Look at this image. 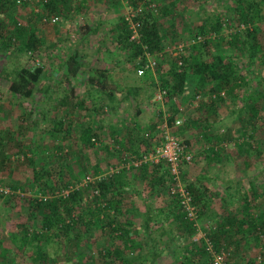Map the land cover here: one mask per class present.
<instances>
[{
    "label": "rangeland",
    "instance_id": "rangeland-1",
    "mask_svg": "<svg viewBox=\"0 0 264 264\" xmlns=\"http://www.w3.org/2000/svg\"><path fill=\"white\" fill-rule=\"evenodd\" d=\"M126 3L120 0L113 8L110 0H72V10L60 14L58 23L41 24L38 34L43 47L19 54L17 59L0 50V60L6 59L9 68L18 63L31 69L42 66L45 76L51 77L47 81L51 84L47 96L36 93L28 99L12 95L0 82V264H30L35 244L21 242V236L25 227L28 233L39 231L42 220L41 215L30 208L31 198L57 196L60 191L65 195L69 189L85 186L86 176L95 182L99 177L113 175L120 176L123 190L121 206L117 212L110 210L111 214L115 215L116 222L131 223L139 229L140 246L125 250L128 258H133L131 264H210L212 254L208 246L213 253L223 251L227 264H257L259 259L264 264V234L260 229H257L258 237L247 230L239 239L229 234L221 239L217 248L209 239L213 230L227 224V218H242L246 214V204L254 219L264 214V118L242 134L243 113L239 110L244 91L256 89L259 92L264 87L260 56L256 55L251 62L247 50L240 46L232 48L226 42L228 39L220 40L217 48L221 53H233L238 71L246 82L238 81L234 102L225 95L223 101L212 105V94H209L212 86L206 85L198 92L199 96L194 94L195 78H189L184 96L187 101L180 105L178 97L174 99L180 105L177 115L173 114L167 98L162 101L151 98L137 119L128 102L117 104L111 112L106 100H100L95 93L91 97L93 88L89 78L92 70L113 68L118 63V67L124 69L126 84L131 87L137 83L131 64L135 61H130L128 52L120 51L112 42ZM145 5L159 15L165 47L177 53L178 45H183L178 56H187L191 41L198 33L197 27L206 15L218 17L222 30L219 34L210 32L205 37L218 40V36L237 33L245 39L246 28H256L258 42L264 50V19L252 27L238 22L231 9L232 0H176L174 7L170 0H141V6ZM163 5L170 8V16L162 15ZM32 9L31 5H23L16 6L13 11L0 10V21L4 24L12 16L22 24L30 23L34 19ZM83 27L93 30L85 34L81 30ZM75 51L78 53L75 63L79 68L69 76L67 62ZM212 54H215L213 45L204 57ZM168 57L173 58V54ZM70 63L73 69L76 65ZM68 110L72 111L71 124L64 120L65 130L54 131V122L68 115ZM173 116L183 122L171 127L170 131L186 145L192 156L190 163L181 167L180 184L192 183L205 194L204 198H208L201 217H197L199 206L193 204L195 217L192 222L196 228L188 237L173 220V214L178 211L175 201L179 202L176 194L171 193V189L176 188L175 181L164 162H139L152 149V144L142 141V134L134 130L137 124L141 130L151 125H155L154 129L157 125L162 127ZM90 121L98 136L94 147L85 145L80 139L83 128ZM131 129L134 132L129 133ZM214 152L219 153L218 157H213ZM98 161L102 162V171L94 176L93 166ZM41 167L48 172L42 185H51L53 193L50 189L42 193L33 182L34 168ZM162 175L164 181L158 183ZM91 203V197L84 194L75 212L86 213ZM145 203L151 207L150 215L153 216L151 236H146L142 228ZM78 230L82 231L79 244L74 239H56L46 244V251L51 256L56 254L54 264H99L107 257L104 251L120 243L119 239L111 238L94 226L87 229L80 225ZM190 244L199 250L205 248L206 253L186 254L183 247ZM157 252L158 255L153 256Z\"/></svg>",
    "mask_w": 264,
    "mask_h": 264
},
{
    "label": "trees",
    "instance_id": "trees-1",
    "mask_svg": "<svg viewBox=\"0 0 264 264\" xmlns=\"http://www.w3.org/2000/svg\"><path fill=\"white\" fill-rule=\"evenodd\" d=\"M175 1L170 0L172 7L175 6ZM126 2L135 10L141 8V10L136 11L134 16V20L139 23V43L131 40L130 30L123 16L120 19V23L117 24L118 31L115 33L112 42L120 51L128 52V59L130 61H135L131 64L136 76L138 68L146 62L144 55L145 47V50L155 57L157 61L156 73H160V76L157 74L158 77L156 76V78L158 81H155L153 74L147 69L142 76H137L136 85L130 87L125 82L124 69L118 67V63L113 68L92 70L93 75L89 78V83L91 88H93V92L90 95L93 97V93H95L100 100H106V104L111 112L115 111L117 104L128 102L133 110L135 119H137L143 113L142 107L144 104L153 98L160 88L166 90L165 99L169 100L173 114L177 115L180 105L187 101L184 96L186 95V84L189 78H195L196 80L194 94L203 90L206 85L210 84L212 86L209 91V94H212L210 99L212 105L223 101L225 95L230 96L234 102L237 99L235 89L238 86V81L244 82V84L246 82L244 76L242 77L238 71V64L233 53H221L217 48L220 40L224 41L228 39L226 42L232 48L236 49L240 46L247 50L249 61L251 62L256 55H259L261 58L259 62L264 66V50L258 42L256 28L251 29L247 27L245 39L234 33L233 35L223 37L218 36V40H211V38H207L205 35L210 32L219 34L222 30L219 18H213L211 15H206L203 18L202 24L197 27L198 33H196L194 38L200 36L202 40L191 44L190 49L187 51V56L185 54L169 59V55L164 54L160 58L157 56V53L163 51L165 44L163 43V36L160 31L161 25L158 23L159 15L150 10L147 5L141 6V0H126ZM119 4L120 0H110V6L113 8ZM232 4L233 15L242 24L252 27L254 23L264 19V0H232ZM23 5H31L35 9V5H33L31 0L22 4H17L14 0H0V10L8 8L13 11L16 6ZM73 5L72 0H49L44 5H38V13L32 9L34 19L30 23L22 24L13 19L12 16L4 24L0 21V50L3 52L7 51L11 58L17 59L19 54L25 55L26 53L36 51L39 47H43L42 39L38 34L41 24L44 23L42 19L70 12ZM161 13L164 16H170V8L163 5ZM81 30L83 31L82 33L86 34L93 30V28L83 27ZM96 30L94 28V31ZM211 45H213L215 54L204 57V54L208 53ZM77 56L78 53L75 51L69 58L70 61L67 62L69 66L66 64L69 76H73L78 70L77 68H79V65L75 63ZM5 60H0V82L12 95L28 99L34 97L36 93L44 94V96L49 94L51 84L47 81L51 77L49 79V77L45 76L46 73L42 66H36L31 69L26 65L18 63L9 68ZM178 60L182 61L180 66L177 64ZM70 62L76 65L73 69H71ZM69 76H67L68 79L71 78ZM258 83H261V81H258ZM222 92L223 96L221 95ZM175 96L181 102L180 105L175 103ZM241 97L242 104L239 110L243 113L241 119L243 129L240 133L246 134L249 127L254 128L256 121L264 118V87L259 92L256 89L251 91L246 90L242 93ZM260 101H262V104L259 103ZM81 105L82 103H79V106ZM71 110H68V115L61 116L60 119L54 122V131H63L65 128L64 120H68L69 124H71L73 117ZM94 111H97L96 107H94ZM174 118V116L170 117L168 124H171ZM91 121H93V118ZM91 121L83 128L80 139L85 145L94 147L95 139L97 140L98 136L94 130V123ZM154 126L151 125L150 128L141 130L139 124H137L134 130L139 131L142 134L140 135L142 141L147 142L149 139L145 137V134L152 132ZM69 132L70 129L67 133ZM131 132L134 131L131 129L129 133ZM218 155L219 153L217 152L213 153L214 158L218 157ZM102 167V162L98 161L93 166V175L98 176L102 171ZM47 174L48 172L42 167L40 169L34 168L33 182L42 190V193H45L43 191L45 189H50V192L53 193L54 189L51 185H42V179ZM119 177V175L102 177L93 183H87L81 188L69 189L65 195L61 194L60 191L57 196L31 198L30 208L39 213L42 220L39 231L33 230L28 233L27 227H25V232L21 236V242L35 244V248L30 255V264H54L56 259L53 256H56V254L51 256L45 249L46 244L56 239H63L65 241L74 239L75 243L79 244L82 231L76 230L80 225L85 226V228L87 227V229L94 226L102 233L110 234L111 238L120 240V243L114 244L111 249L104 251L103 254L107 257L99 264H131L133 258H128L125 250L135 249L140 246L141 243L137 239L139 229L131 223L116 222L115 215L111 214L110 211L117 212L121 206L120 198L123 189ZM157 181L158 183L163 182V175ZM184 188L190 193L193 204L199 206L197 217H201L207 207L208 198H204L205 194L201 193L197 186L192 183H185ZM262 192L264 193V186L262 187ZM84 194L91 197L92 203L90 207L86 208V213L78 214L75 210L83 201ZM175 203V208L178 207V211L173 214V220L177 222L176 227L188 237L195 231L196 227L188 219L187 212L183 210L182 205L177 200ZM244 208L246 214L244 213L242 218H227V224L213 230L209 239L215 248L220 244L221 239L227 237L229 234L238 238L247 230L258 237L257 229H260V233L264 234V214L254 219L248 213V204ZM150 211L151 207L145 203V216L142 228L146 232V236H151L153 232V216L150 215ZM244 225H246L245 229L243 228ZM171 235L172 230L169 232L168 238ZM150 240L154 239L151 238ZM155 244L153 245L155 246ZM236 244H238L237 241ZM183 249L189 255H203L206 253L205 248L199 250L191 244L185 245ZM156 255H158V252L154 253L153 256ZM138 256L141 255L139 254Z\"/></svg>",
    "mask_w": 264,
    "mask_h": 264
},
{
    "label": "built area",
    "instance_id": "built-area-1",
    "mask_svg": "<svg viewBox=\"0 0 264 264\" xmlns=\"http://www.w3.org/2000/svg\"><path fill=\"white\" fill-rule=\"evenodd\" d=\"M17 4L25 3L29 0H14ZM33 2V5H35L34 12L38 13L39 7L38 5H44L49 0H31ZM141 10V8L133 9L131 8L128 3H126L125 6V13L123 14V18L127 23V27L130 30V38L131 40H135L137 43H139V23L138 21L134 20V16L136 11ZM42 21L44 23L49 24H56L60 21V17L58 15H52L51 17L43 18ZM202 38L200 36H197L196 38L192 39L191 43H195L197 41H201ZM183 50V45H178V52L173 53L172 49L169 47H164L163 51L158 52L157 56L162 57L164 54L172 55L173 57H177L178 54ZM31 53V52H29ZM144 55L146 57V62L143 64V66L139 67L137 70V76H142L145 72V70L149 69L151 73L153 74L155 81H158L156 78V67H157V61L153 55H151L147 50H145L144 47ZM180 57V56H179ZM178 66L182 64L181 60H178L177 62ZM200 96V95H199ZM197 96V98H199ZM166 97V90L164 89H158V91L153 96V99L156 101H162ZM183 120L181 119H174V121L170 124V126L166 123L162 127L160 125H157L155 129L152 132H148L145 134V137L148 138V142L152 144V149L150 151L141 157L140 163H147L152 162L155 164H158L160 162H164L167 166L168 172L170 174V177L173 178L175 181L176 188L171 189V193L176 194L175 196L179 198V204L182 205L183 210L187 212V217L190 221H193L195 217V208L193 205V202L191 200L190 193L184 188L183 185H181V167L184 163H190L192 156L188 153L186 145H183L178 138L170 131L171 127H178L182 124ZM156 131L158 132L156 135ZM117 171V170H116ZM113 173V170L111 171ZM92 177L86 176L85 177V183H91L94 179H91ZM96 178V177H95ZM102 177H99L98 179H101ZM207 250L211 252L212 254V260L210 264H227L225 261L226 254L223 251H217L216 253H213L211 247H207ZM260 263V259L257 262V264ZM261 264V263H260Z\"/></svg>",
    "mask_w": 264,
    "mask_h": 264
}]
</instances>
